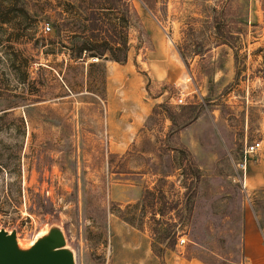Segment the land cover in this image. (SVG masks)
Segmentation results:
<instances>
[{"label": "rangeland", "instance_id": "rangeland-1", "mask_svg": "<svg viewBox=\"0 0 264 264\" xmlns=\"http://www.w3.org/2000/svg\"><path fill=\"white\" fill-rule=\"evenodd\" d=\"M10 1L0 51L24 44L10 40ZM128 1L127 59L104 61V99L61 96L44 70L30 94L24 68L0 61V228L26 245L58 227L75 264H166L177 252L246 264L245 215L264 244V0ZM53 15L28 22L25 44L53 34ZM252 140L261 149L243 169ZM170 224L177 240L163 249L150 227Z\"/></svg>", "mask_w": 264, "mask_h": 264}, {"label": "trees", "instance_id": "trees-1", "mask_svg": "<svg viewBox=\"0 0 264 264\" xmlns=\"http://www.w3.org/2000/svg\"><path fill=\"white\" fill-rule=\"evenodd\" d=\"M14 1L19 3L20 20L15 23V26L13 25L18 33L10 40L24 44L18 49H2L0 61L24 68L23 75L18 76L23 87L30 94H39L36 85L44 84L39 74L44 70L53 80L61 81L63 86L61 96L72 93L103 96L106 90L104 61L109 59L124 62L127 59L130 18L132 15H137L132 4L128 0H56L54 4L50 0ZM141 2L152 11V1L141 0ZM10 3V0H0L1 26L11 24V19L4 16L10 9ZM36 7L44 12L41 18L33 13ZM51 9L55 10V15L51 19L54 27L53 34L51 36L39 35L35 37L31 45L25 44L28 36L23 30L28 22L31 21L29 24L34 25L33 28L36 29L38 23ZM39 53L44 55L45 62L40 60ZM49 54L53 55L52 59L48 58ZM60 54L63 56L56 61ZM33 63L37 64V70L36 75L31 77L29 67ZM77 75L82 79L83 84L76 79ZM98 81L101 86H96ZM103 97L101 98L104 99ZM160 104L166 107V110L169 109L167 101H162ZM197 178L195 171L191 180L196 183ZM151 191V189H146V193ZM185 202H189L187 196ZM155 205V203L152 204L154 210ZM154 210L152 217L155 214ZM254 210L256 211L255 208ZM156 219L159 222L160 218ZM150 232L153 236L158 235L160 242H164L163 249H165L173 248L179 230L171 224L169 226L155 225L150 227ZM165 238L169 240L165 241ZM184 256H195L206 262L196 255L184 254Z\"/></svg>", "mask_w": 264, "mask_h": 264}, {"label": "water", "instance_id": "water-1", "mask_svg": "<svg viewBox=\"0 0 264 264\" xmlns=\"http://www.w3.org/2000/svg\"><path fill=\"white\" fill-rule=\"evenodd\" d=\"M0 264H75L62 230L52 227L29 247L20 248L15 233L0 228Z\"/></svg>", "mask_w": 264, "mask_h": 264}, {"label": "crops", "instance_id": "crops-1", "mask_svg": "<svg viewBox=\"0 0 264 264\" xmlns=\"http://www.w3.org/2000/svg\"><path fill=\"white\" fill-rule=\"evenodd\" d=\"M245 217L244 254L246 264H264V244L261 228L256 217H251V215H245ZM165 262L166 264H207L198 257H186L180 252L166 256Z\"/></svg>", "mask_w": 264, "mask_h": 264}, {"label": "built area", "instance_id": "built-area-1", "mask_svg": "<svg viewBox=\"0 0 264 264\" xmlns=\"http://www.w3.org/2000/svg\"><path fill=\"white\" fill-rule=\"evenodd\" d=\"M44 29L45 30L50 29V25L46 23L44 25ZM182 101H183V95L180 94L176 98V102L181 103ZM260 149H261V144H260L259 140H252V141H249V142H245L244 149H243L244 159L240 163V165L243 167V169H245V167H246L247 160L248 159L252 160V158H254L256 155H258V153L260 152ZM242 181H243V186H245V181H246L245 176H243V180ZM179 240L182 242V241H184V238L181 237Z\"/></svg>", "mask_w": 264, "mask_h": 264}, {"label": "bare ground", "instance_id": "bare-ground-1", "mask_svg": "<svg viewBox=\"0 0 264 264\" xmlns=\"http://www.w3.org/2000/svg\"><path fill=\"white\" fill-rule=\"evenodd\" d=\"M42 233H43V231H42ZM37 239V236L35 237V239L34 240H32V242L30 243V244H26V245H24L22 242H20L18 239H16V243H17V245H18V247H20V248H27V247H29L35 240Z\"/></svg>", "mask_w": 264, "mask_h": 264}]
</instances>
